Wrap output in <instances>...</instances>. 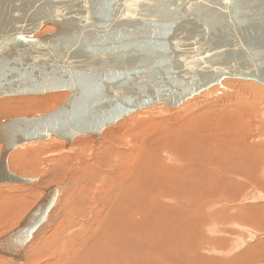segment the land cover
I'll return each mask as SVG.
<instances>
[{"label": "bare ground", "instance_id": "6f19581e", "mask_svg": "<svg viewBox=\"0 0 264 264\" xmlns=\"http://www.w3.org/2000/svg\"><path fill=\"white\" fill-rule=\"evenodd\" d=\"M53 31L54 27H47L43 33ZM254 83L226 78L174 111L164 104L143 108L104 129L98 140L82 135L69 146L51 137V150L33 152L35 161L53 165L49 182H63L51 186L58 189L56 203L47 223L25 246L22 259L0 257L12 259L13 264H31V260L33 264L39 260L42 264H252L260 260L264 242L248 247L236 259L232 253L241 244L232 230H242L250 241L264 237L256 233L264 231V202L252 206L264 199V86ZM67 93L50 100H63ZM10 104H1L0 116L15 110ZM38 142L43 141L19 147ZM22 164L37 171L36 162ZM22 178L35 182L16 185L31 187L38 181ZM35 191L9 199L17 202L9 209L10 217L15 211L24 212L28 200L40 196L41 191ZM218 201L236 207L216 211L223 205ZM53 213L63 218L36 243L39 233L54 222ZM228 225L225 229L232 230L226 234L236 240L232 246L228 240L223 248L228 238L223 239L222 228ZM214 242L216 246L210 247ZM202 243L221 256L233 254V260L219 261L215 252L210 254L214 258L208 251L203 254ZM29 244L34 245L25 258Z\"/></svg>", "mask_w": 264, "mask_h": 264}, {"label": "water", "instance_id": "95a60500", "mask_svg": "<svg viewBox=\"0 0 264 264\" xmlns=\"http://www.w3.org/2000/svg\"><path fill=\"white\" fill-rule=\"evenodd\" d=\"M226 78L264 86V0H0V99L68 92L53 112L1 125L0 185L35 182L9 171L19 146L98 140L143 108H176ZM57 196L50 187L0 238V255L24 257Z\"/></svg>", "mask_w": 264, "mask_h": 264}, {"label": "rangeland", "instance_id": "374dc122", "mask_svg": "<svg viewBox=\"0 0 264 264\" xmlns=\"http://www.w3.org/2000/svg\"><path fill=\"white\" fill-rule=\"evenodd\" d=\"M241 81V80H240ZM254 84H257V83H254ZM257 85H259V84H257ZM217 86H219V85H217ZM260 86V85H259ZM262 87V86H261ZM263 89H264V87H262ZM67 93V92H66ZM61 94H64V92H55V93H50V94H45V95H41V96H15V97H4V98H2V99H0V106H1V104L2 105H5L6 103H11L10 104V106L11 107H15L16 106V108H15V110H13V111H10V112H7V113H4V114H2L1 116H0V127H1V125L4 123V122H7V121H9L10 119H12V118H21V117H35V116H41V115H45V114H48V113H50V112H52V111H54L55 109H57L58 107H60V105L67 99L66 97L62 100H60V101H62V102H60V101H55V100H53L54 98H57L56 96L58 95V96H61ZM67 95H68V93H67ZM49 96V97H48ZM52 96V97H51ZM45 98V99H44ZM51 98H53L52 100H50ZM43 100V101H42ZM44 100H49L48 102L47 101H45L44 102ZM38 103H40V104H38ZM13 104V105H12ZM36 104H38V105H36ZM9 105V104H8ZM45 106V107H44ZM165 106V105H164ZM180 107V106H179ZM179 107H177V108H179ZM165 108H167V109H170V110H172L173 109V111H174V109H177V108H168L167 106H165ZM10 109V108H9ZM6 112V111H5ZM134 114V113H133ZM133 114H131V115H133ZM130 116V115H129ZM128 116V117H129ZM127 117V118H128ZM127 118H123V120H125V119H127ZM122 120V119H121ZM120 121V120H119ZM116 124V123H115ZM114 126V125H113ZM113 126H111V127H113ZM111 127H109V128H111ZM109 128H107V129H109ZM106 129V130H107ZM106 130H104L103 132H105ZM103 134V133H102ZM87 137H90V138H93L94 139V137H91V136H87ZM78 138V137H77ZM55 139L56 140H60V141H62V142H64V144L66 145V143H65V141L64 140H61V139H57L56 137H55ZM76 139V138H75ZM74 139V140H75ZM51 140V138L49 139V140H46V141H43V142H38L37 144H32V145H29V146H26L27 148H25V147H19L18 149H16L15 151H13V153L12 154H10V156H9V161H8V166H9V170L13 173V174H15V175H18V176H22V177H36V178H38V181L36 182V183H34V184H32L31 185V187H23V185H16V184H12V185H3V186H0V238L1 237H3V236H5V235H7L8 233H10L11 231H13L15 228H17L18 226H19V223L21 222V220L29 213V211L35 206V204L36 203H38L40 200H41V196H42V191H44L45 192V190L46 189H48L49 187H51V186H53V185H62V181H59V180H57V181H55V180H53L51 183L49 182V181H51L49 178H50V173L48 172V170L50 169V168H53V165H51V164H49V163H42V161L41 160H36L35 161V156H34V150H37V151H39V149H41V151L42 150H44L45 152H46V150L48 151V150H51L53 147V145H51V142H49ZM74 140H72V142L74 141ZM95 140V139H94ZM71 142V143H72ZM70 143V144H71ZM45 144H46V146H45ZM51 145V146H50ZM2 146V145H1ZM0 146V147H1ZM50 146V147H49ZM70 146V145H69ZM44 147V148H43ZM1 152V151H0ZM43 154H44V152H42ZM43 157L44 156H41V159H43ZM28 161L29 162V164L31 163V162H36L37 164H38V167H37V171H33L32 172V170H30V169H27L25 166H24V164H22L23 163V161ZM40 163H41V165H40ZM31 165V164H30ZM28 168H30V166H28ZM31 171V172H30ZM27 173H28V175H27ZM40 181V182H39ZM59 181V182H58ZM62 182V183H61ZM82 184H85V182H83ZM34 185V186H33ZM36 186V187H35ZM35 187V188H34ZM37 188V189H36ZM41 191L40 193V196L37 198H35L34 199V197H33V200H31V199H29L28 201H29V203L27 202L26 204H27V206L25 205V207L23 208L24 209V212L23 211H21L20 213H16L17 211H15V213L14 214H11V217H10V213H8V212H10V207H13V208H15V206H16V204H17V202L14 200H12V201H10L9 199L10 198H18V199H20V196H27V195H29V193H31L32 191ZM258 190V189H257ZM257 190L256 191H254L255 193L257 192ZM35 191V194L37 193ZM69 194H71V192L73 193V192H75V191H71V190H69ZM260 194V196H261V193H259ZM64 197L65 196H67V193L65 194V195H63ZM259 196V195H258ZM262 196H263V194H262ZM40 199V200H39ZM259 200V203L260 204H256L255 203V205H252L253 207H255V206H257L256 208H258V207H261L260 205H261V200L264 202V199H258ZM15 202V203H14ZM220 204L221 203H223V205L221 204V205H219L218 207H216V211L218 210V211H221L222 209H224V210H228V208H229V206L228 205H231L230 207H234L235 206V204L234 205H232V204H228V203H224V202H222V201H218ZM215 203H217V202H215ZM263 205L262 206H264V203H262ZM249 205H251V204H249ZM228 207V208H227ZM236 207V206H235ZM250 207V206H249ZM57 210V209H56ZM55 210V211H56ZM213 211H215V209L213 210ZM22 213V214H21ZM213 213H215V212H210L209 214H213ZM56 216H55V215ZM54 215V216H53ZM59 214L58 213H53L52 214V218H54L53 220H54V222H52V225H49L47 228L48 229H45V230H42L40 233H39V235L38 236H40V237H36V239H35V241H36V243L37 242H39L40 240H41V238L43 239V238H45L44 236H47L48 234H50L51 232L50 231H52V228H54V226L56 225H58V223L61 221V219L63 218H61V217H59L58 216ZM9 216V217H8ZM57 217V218H56ZM61 218V219H60ZM56 219V220H55ZM51 226V227H50ZM243 226V225H242ZM225 228H230V225H228V226H225L224 228H222V229H224V231H225V233H223L222 232V235L223 236H225V237H223V239H227V240H224L225 241V243H223V248H224V244H226V242L229 240L230 241V243H228V245H230V246H232V244H234L235 243V240L236 241H238V240H241L240 241V245L238 246V248H240V250L238 249V248H236V250L238 249V251H232V253L235 255V259L238 257V255H240V254H242V253H244V251L245 250H247V249H249L248 247H250V246H256L257 245V243L258 244H260V243H262V242H264V237H259V238H256V239H254V241L253 240H249V235L248 234H246L245 232H242V230H232V228H231V230L232 231H234V232H236V234L237 235H235L236 236V239H234L235 238V236H229V234H226V233H228L229 231H231L230 229H225ZM252 229V228H251ZM253 230V229H252ZM255 230V229H254ZM47 233V234H46ZM242 233V234H241ZM256 233H260L259 235L260 236H263L264 235V231H260V232H257V230H256ZM263 233V234H262ZM221 235V236H222ZM239 235H241L242 236V238H241V236H239ZM218 236H220V234L218 235ZM220 236V237H221ZM227 236V237H226ZM243 236H244V238H243ZM240 239H239V238ZM232 238V239H231ZM39 239V240H38ZM213 239H216V238H213ZM213 239H211V241L213 240ZM246 239V240H245ZM243 240V241H242ZM34 241V242H35ZM210 240H207L206 242H211ZM223 241V242H224ZM246 241V242H245ZM33 242V243H34ZM213 242V241H212ZM209 244V243H208ZM34 244H29L28 246H27V248H26V250H25V252H26V254H25V258H26V255H29L30 253H31V250H32V246H33ZM202 246H203V249L201 250V252L204 254V253H206L207 251H208V245H206V243H202L201 244ZM210 245V244H209ZM227 245V244H226ZM31 246V247H30ZM214 246H216L215 245V242L213 243V244H211V246L210 247H212V248H214ZM253 246V247H254ZM28 250V251H27ZM226 250V249H225ZM30 252V253H29ZM215 252V253H214ZM220 252V251H219ZM238 252H240V253H238ZM209 253V254H208ZM212 253H214V255L212 254ZM217 252L215 251V249H213V251L211 250V251H208L206 254L207 255H209L210 257H212V258H214V257H216L217 259H218V257H219V261H223V262H229V260L230 259H232L233 257H234V255L233 254H231L233 257H231V255H229V256H221L220 254L221 253H217V255H215ZM205 254V255H206ZM213 255V256H211V255ZM219 255V256H218ZM237 255V256H236ZM220 256L222 257L221 259H220ZM209 257V258H210ZM7 259V260H6ZM227 259V260H226ZM233 260V259H232ZM232 260H230V261H232ZM9 261V262H8ZM11 261H12V259L10 260V259H8V258H2V257H0V262L1 263H7V264H13V263H15V261H12V263H11ZM18 262V261H17ZM19 262H21V261H19ZM31 262V264H33V262H32V260L30 261ZM38 263H34V264H42V262L39 260V261H37ZM252 264H264V256H262L261 258H260V260H258V261H256V262H254V263H252Z\"/></svg>", "mask_w": 264, "mask_h": 264}]
</instances>
